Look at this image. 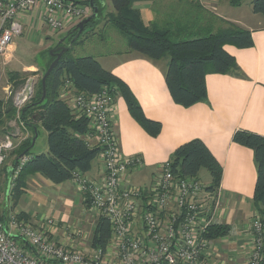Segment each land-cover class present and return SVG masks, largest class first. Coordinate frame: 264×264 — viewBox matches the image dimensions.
I'll return each instance as SVG.
<instances>
[{"label": "built area", "instance_id": "2783aa9c", "mask_svg": "<svg viewBox=\"0 0 264 264\" xmlns=\"http://www.w3.org/2000/svg\"><path fill=\"white\" fill-rule=\"evenodd\" d=\"M82 1L0 0L3 64L12 59L15 39L24 33L22 16L36 15L52 32L72 29L92 14L90 6ZM31 86L29 82L16 95L13 102L17 107L33 97ZM63 89L62 98L73 115L89 121L86 140L102 149L99 158L104 174L99 179H89L78 173L73 182L85 200L90 201L97 218L109 221L110 241L105 249L75 244L86 239L84 232L68 226L69 244L57 242L53 228L58 224L53 219L47 218L37 225L18 212L2 209L0 183V264H230L223 259L217 242L206 237L220 218V189L210 190V184L205 185L200 179L178 178L169 161L156 169L149 183L135 184L132 173L134 176L144 164L141 157H128L121 152L111 116L115 96L106 89L94 95L78 93L70 82ZM21 126L25 128L24 124ZM21 133L20 128L13 133H0V173L17 148L16 141L23 142L18 140ZM30 160L31 156L24 155L16 167H6L13 171L12 181ZM246 237L250 242L249 256L241 264H261L264 237L262 224L255 215Z\"/></svg>", "mask_w": 264, "mask_h": 264}, {"label": "crops", "instance_id": "0c3cea01", "mask_svg": "<svg viewBox=\"0 0 264 264\" xmlns=\"http://www.w3.org/2000/svg\"><path fill=\"white\" fill-rule=\"evenodd\" d=\"M200 5L203 7L202 10L198 8ZM229 5H231L230 0H140L137 1L135 8L140 10L146 26L158 24L164 27L171 26L176 19L192 20L184 26V30L176 31L180 38H186L196 33L195 27L198 26L199 28H213L215 32L226 28L225 25L221 27L214 24L211 19L214 17L216 20L218 9L227 12L231 7ZM112 12L113 10L108 9L105 14ZM198 15H201L203 19H208L207 22L194 23L193 20H196ZM218 17L252 31L254 46L248 49H239L232 45L225 46V50L235 57L244 76L207 75L208 102L198 103L190 108L175 104L165 81L167 61L155 62L127 49L122 52L102 54L98 60L103 68L129 86L145 116L162 125V131L157 137L150 136L131 116L124 98L119 95L115 97L111 116L119 137L121 152L128 157H141L144 164L143 169L134 176L132 173V180L135 182L136 176H141L142 179L137 180L144 182L143 184L149 183L156 169L168 162L177 148L194 139L202 140L223 168L220 185L222 200L218 211L220 218L217 221L219 224L231 226L230 234L216 242L219 251L223 254V259L230 264H241L249 256L250 242L246 234L255 215L252 199L257 182V168L253 150L234 143L233 135L239 130L264 135V17L252 14L251 19H257L259 21L257 24L243 17L231 19ZM21 21L24 28H29L35 33H42V36L38 35V37L45 39L41 38L44 45L46 41L51 42V37L57 33L47 29L36 15L34 17L24 15ZM103 25L107 27L109 23L103 19ZM69 30L71 28H65L62 31ZM54 44L49 43L44 50L54 48ZM13 50L16 53V42H14ZM0 63L3 64L1 58ZM1 65L0 69H2ZM23 66L25 68L19 70L23 74L35 70L33 66ZM38 66L42 68V64ZM63 88L61 95L64 92ZM21 124L23 123L19 120L22 133L18 140L24 141L32 137V132L29 128H23ZM39 128L41 127H38V130ZM90 141L93 143L92 139ZM47 151L48 148L45 153ZM103 174L104 167L99 158L92 171L84 176L89 179H99ZM8 178L10 179L9 176ZM27 180V185L23 190L29 195V200L32 197L35 199L42 197L39 195V189L42 186L48 188L49 191L59 190L58 192L62 193L63 199L57 200L61 201L60 208H57L54 200L50 202L52 207L50 206L49 212L56 216L53 220L58 224L56 228H53L54 239L61 244H69L70 229L68 226H71L82 230L86 238L81 242L75 240V244L87 245L91 234L83 228L82 221L87 219L88 224L93 223L95 226L97 219L94 220V218L97 216L88 206L86 198L77 190L74 182L64 183L58 188L57 185L39 174ZM29 180L31 182L37 180L34 182L36 185L34 189ZM22 205H24L22 209L14 207V212L28 216V221L32 222L34 214L28 210V203H22ZM76 205H80L84 212L87 211L90 219L88 217L77 219L72 224L68 214L64 213V208L70 209ZM40 221L36 220L35 224H39Z\"/></svg>", "mask_w": 264, "mask_h": 264}, {"label": "trees", "instance_id": "16d2710c", "mask_svg": "<svg viewBox=\"0 0 264 264\" xmlns=\"http://www.w3.org/2000/svg\"><path fill=\"white\" fill-rule=\"evenodd\" d=\"M110 1L113 12L105 14L99 2V15L88 24V28L96 27L105 19L126 37L129 51L155 62L167 61L165 81L175 104L190 108L198 103L208 102L206 77L209 74L244 76L235 57L225 50V46L232 45L239 49L253 47L252 31L227 22L226 28L216 32L213 28L198 26L195 27L196 33L180 38L171 26H146L140 10L135 8L140 0ZM242 2L243 0H230L231 5L235 7L241 6ZM81 3L89 6V0H83ZM198 8L203 9L201 5ZM252 11L264 17V0H254ZM76 34L77 31L73 28L69 30L66 33V41H72ZM52 49L45 51L48 56L44 63L46 72L56 59V56L50 54ZM70 53L71 49L47 78L45 99L42 100V76L35 87V94L19 112L20 121L29 128L32 137L22 142L13 153L16 155L12 164L14 167L22 154L31 156V160L14 182V190L18 193H23L29 177L38 174L57 186L73 181L78 173H90L101 155L102 149L90 145L86 140V135L90 133L88 119L76 118L67 101L62 98L61 89L67 82H70L78 93L94 95L106 89L115 97L122 96L131 116L150 136L157 137L162 131L161 123L145 116L136 96L124 81L103 68L95 58H74ZM9 80L15 90L22 87L27 78L21 77L18 72H10ZM15 112L13 99H0L1 128L5 127L7 118H12ZM38 125L47 133L48 152L34 155L31 153V144ZM233 142L254 152L257 182L252 206L255 217L262 224L264 237V135L239 130L234 133ZM169 162L172 173L178 178L199 179L200 173L206 170L211 177L210 190L220 189L223 168L202 140L194 139L181 145L172 154ZM3 170L9 176L8 169L4 167ZM87 203L90 207L88 199ZM21 217L28 220V216L24 214H21ZM230 232V225L217 223L208 230L206 237L217 241L228 236ZM110 238L109 221L98 217L89 245L92 248L105 249ZM261 264H264V247Z\"/></svg>", "mask_w": 264, "mask_h": 264}, {"label": "rangeland", "instance_id": "374dc122", "mask_svg": "<svg viewBox=\"0 0 264 264\" xmlns=\"http://www.w3.org/2000/svg\"><path fill=\"white\" fill-rule=\"evenodd\" d=\"M254 0H243L241 6L235 7L232 5H229L230 9L225 12L221 11L218 9L216 12L217 18L216 20L211 19L214 24H218L219 26L223 27L224 25L227 26V22L221 20L218 16L221 17H226V18H246L247 21H250L254 24H257L259 21L257 19H251L252 18V2ZM100 4H102L104 8V12H107L109 10H113L112 4L110 0H100ZM218 7V6H217ZM237 8V9H234ZM225 13V14H224ZM225 15V16H224ZM261 16V15H260ZM262 18V17H261ZM208 19H203L201 15H198V18L196 20H193L194 23H205L207 22ZM192 20H186V21H180L179 19L174 20L171 23V27L173 30L178 31L183 29L184 26L187 25V23H190ZM68 31H58L57 33H54L53 37H51V42L46 41V45H44V41H41L42 37H38V35L42 36V33H35L34 31L30 30L29 28H24V34L22 36H19L18 38L15 39V42L17 43V51L15 53V58L14 56L12 59L7 62V64H2L0 69V99L2 100H8V99H13L15 102V97L17 94L21 93L25 87L29 84V82L32 83V90H33V95L35 94V87L45 74V64L44 61L46 58H48L47 53L45 51L47 48L44 50L45 46L49 43H55L54 45L56 46L60 41H62L66 37V33ZM45 40L44 38H42ZM64 44L70 45L71 49V56L74 58H82V57H93L97 61L98 57L101 56L102 54H109L112 52H122L125 51L126 49L128 50V40L126 37H124L113 25L109 24L107 27L103 25V20L101 21L100 24H98L94 28H88L85 30V32L76 40V43L72 41H66ZM54 46V47H55ZM162 62V61H161ZM4 63V62H3ZM38 64H42V68H39ZM23 65H28V66H33L35 68L34 71L27 72V74H23L19 70L24 69L25 67ZM10 72H18L20 73L21 77L27 78L26 83L20 87L19 89H13L14 87L9 84V73ZM13 102L14 108L16 109V112L12 115V118L8 117L6 120V125L5 127H0V133H8V132H15L17 131L18 128H20L19 125V110L23 108L24 105H22L20 108L17 107ZM39 130L38 132V137L36 140V145L31 149L32 154H45L46 148H48V142H47V133L46 131L42 128L41 125H38ZM25 141V140H24ZM23 141V142H24ZM17 148L21 145L16 141ZM16 148V149H17ZM15 149V150H16ZM14 150V151H15ZM14 151L12 154H10V157L7 160L6 167H10V165L13 164L14 159L16 158V155H14ZM48 152V151H47ZM8 176L7 172L4 170L2 171L0 175V183H1V191L3 194V202H2V209L7 208L9 211L14 213V207L17 206V209H22L24 205L22 203H28V210L34 214L33 216V224H35L36 220H45L46 218H51L53 219L56 216H53L49 212L50 202L52 200L57 203V208H60L61 201H57L58 199H63L62 193L54 191H49L48 188L46 189L44 186L39 189V192L42 197L38 198H33L28 199L29 195L26 194L24 191L23 193H18L17 190H14V181L9 182L8 181ZM137 179H142L141 176H136L135 178V184L137 185H142L144 182L137 180ZM199 179L202 183L205 185L210 184L211 182V177L210 174L206 171L203 170L200 175ZM28 181V180H27ZM37 182V180H34V182ZM29 182H31L29 180ZM34 182H31L32 188H35ZM148 182V181H147ZM12 183L13 185V190L9 185ZM29 184V183H28ZM62 185L56 186L60 187ZM44 187V188H43ZM38 189V187H37ZM55 190V188H54ZM66 193V191H65ZM48 194V195H47ZM64 194V193H63ZM77 202V200H76ZM9 206V207H8ZM16 209V208H15ZM52 209V208H51ZM64 213H67L70 219V222L74 223L77 219H82V218H89L90 216H87V211H83L82 207L80 205H76L74 208H64ZM97 217L94 218L96 220ZM42 220V221H43ZM87 220V219H86ZM86 220L82 221V226L83 228L88 231L89 234L92 236V231L94 229V224L93 223H87ZM92 221V220H91ZM32 223L31 221H29ZM41 222V221H40ZM72 223V224H73ZM95 223V222H94ZM38 225V224H37ZM61 226V224H59ZM66 226V225H65ZM67 229V228H65ZM91 236L89 237L88 244H90ZM218 247V245H217ZM219 249V248H218Z\"/></svg>", "mask_w": 264, "mask_h": 264}, {"label": "water", "instance_id": "95a60500", "mask_svg": "<svg viewBox=\"0 0 264 264\" xmlns=\"http://www.w3.org/2000/svg\"><path fill=\"white\" fill-rule=\"evenodd\" d=\"M99 2H100V0L99 1L98 0H89V6H90V8L92 10V14L89 17H87L86 19H84L81 22H79L73 28L75 32L77 31V34H76L75 38L72 40L73 43L85 32V30L88 27V24L92 20H94V19H96L98 17V15H99ZM66 39L67 38L65 37L62 41H60L57 44V47H55L52 50H50V54L52 56H56V59L50 65L49 69L47 70V72L45 73V75H44V77L42 79V85H43V98H42V100L45 99V95H46V90H47L46 81H47V78L53 72V70L55 69L56 65L60 62L61 58L70 50V45H68V46L64 45V42H65ZM37 137H38V133L35 134V138L32 141L31 148L34 147L35 142L37 140ZM24 155H25V153L22 154L21 157L24 156ZM8 170H9L8 172L10 174L9 182H12L13 171H12V169H8ZM10 185H9V187H10Z\"/></svg>", "mask_w": 264, "mask_h": 264}, {"label": "flooded vegetation", "instance_id": "af4514ba", "mask_svg": "<svg viewBox=\"0 0 264 264\" xmlns=\"http://www.w3.org/2000/svg\"><path fill=\"white\" fill-rule=\"evenodd\" d=\"M98 1H99V0H98ZM64 45L66 46V44H64ZM20 157H21V156H20ZM20 157H19V158H20Z\"/></svg>", "mask_w": 264, "mask_h": 264}]
</instances>
